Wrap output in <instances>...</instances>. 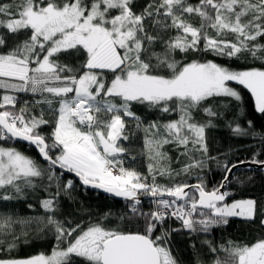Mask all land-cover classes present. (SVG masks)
<instances>
[{
	"label": "snow or ice",
	"instance_id": "snow-or-ice-1",
	"mask_svg": "<svg viewBox=\"0 0 264 264\" xmlns=\"http://www.w3.org/2000/svg\"><path fill=\"white\" fill-rule=\"evenodd\" d=\"M233 83L264 114V0H0V264H182L173 234H211L234 217L264 227V201L231 199L254 179L239 173H264V132L227 119L242 100ZM136 106L164 115L148 120ZM220 124L260 150L212 155ZM137 133L146 171L126 164ZM213 166L221 178L209 187ZM77 183L121 199L131 229L106 226L111 212L65 214ZM15 202L42 213L20 215ZM48 237L50 253L11 255ZM203 243L211 264H264V237Z\"/></svg>",
	"mask_w": 264,
	"mask_h": 264
},
{
	"label": "trees",
	"instance_id": "trees-1",
	"mask_svg": "<svg viewBox=\"0 0 264 264\" xmlns=\"http://www.w3.org/2000/svg\"><path fill=\"white\" fill-rule=\"evenodd\" d=\"M180 58V57H178ZM207 59H214L212 56L206 57ZM216 62L222 64H228L236 70H242L246 67L243 61L228 62L222 58H215ZM258 66V65H257ZM235 87L241 94L242 100L240 102L233 101L228 111L227 119H237L238 122L247 127V121L251 120L257 131L264 132V114H260L255 108V101L251 93L243 88V86L236 85ZM21 98H29L27 94H21ZM138 114L146 116L148 120L162 118L164 114L156 113L155 115L148 112L147 109L142 106H136ZM201 117H198L200 119ZM50 129L45 128V132ZM19 150L24 151L27 155L40 160L38 153L28 145L17 142L15 145ZM166 150L173 158L176 156V152L170 147ZM210 150L212 155L218 153L230 152L231 158H247L252 155L253 152L260 150L259 141L250 137H233L230 131L224 127L223 124L218 125L217 129L210 134ZM42 164L43 162L40 161ZM176 167V165H173ZM238 175H252L254 177L251 183L237 186L231 189L234 195L231 199H244V198H256L258 201H264V173L260 171H252L250 173H239ZM73 178V177H68ZM220 175L213 166V171L207 173L208 186L211 187L220 180ZM196 177L193 175L189 182H195ZM160 183H167L166 180H159ZM74 200L68 201L62 199L61 203L65 214L72 213L71 219L74 220H92L102 221L105 213L111 212L113 215L109 218V221L104 222L108 227H119L121 229H131V225L125 226L118 220V216L123 209L124 202L118 201L100 193L85 190L77 183L74 191ZM33 202L34 201H28ZM3 207V205H0ZM9 210L13 209V205H8ZM14 210L23 216L41 214L42 210L37 205L33 209L27 208V202H15ZM171 227H178L179 222L171 221ZM264 237V227H261L259 222L250 223L241 218H231L227 225L214 229L211 234H200L198 236H189L187 233L181 232L179 234H173L171 237V246L174 253L182 260V264H195L197 260L201 261V264H211L212 254L207 252V245L203 243L205 240H214L217 243L232 240L240 244H249L255 242L257 239ZM195 244V248L192 245ZM55 241L51 238L31 239L28 244H21L19 248L13 251L11 255L18 257H27L35 255L40 252L50 253L54 247ZM0 255H7L6 253Z\"/></svg>",
	"mask_w": 264,
	"mask_h": 264
},
{
	"label": "rangeland",
	"instance_id": "rangeland-1",
	"mask_svg": "<svg viewBox=\"0 0 264 264\" xmlns=\"http://www.w3.org/2000/svg\"><path fill=\"white\" fill-rule=\"evenodd\" d=\"M254 98V97H253ZM255 101V100H254ZM125 147L131 149V154L136 157L135 162L126 159V164L137 168L140 171H146V159L141 155L143 151V135L137 133L131 140L130 143L126 142Z\"/></svg>",
	"mask_w": 264,
	"mask_h": 264
},
{
	"label": "water",
	"instance_id": "water-1",
	"mask_svg": "<svg viewBox=\"0 0 264 264\" xmlns=\"http://www.w3.org/2000/svg\"><path fill=\"white\" fill-rule=\"evenodd\" d=\"M20 143H23V144H25V145H27L26 143H24V142H20ZM29 146V145H28ZM40 158V157H39ZM43 162V161H42ZM44 163V162H43ZM253 171H259L258 169H256L255 168V166H253ZM91 191H94V192H97V193H100V194H102V195H104V196H107V197H109V198H112V199H115V200H118V201H122L121 199H119V198H113L112 196H110V195H108V194H106V193H104L102 190H95V189H90Z\"/></svg>",
	"mask_w": 264,
	"mask_h": 264
}]
</instances>
